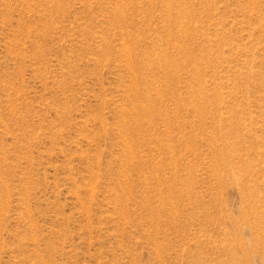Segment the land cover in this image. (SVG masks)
I'll list each match as a JSON object with an SVG mask.
<instances>
[{
    "label": "rangeland",
    "instance_id": "374dc122",
    "mask_svg": "<svg viewBox=\"0 0 264 264\" xmlns=\"http://www.w3.org/2000/svg\"><path fill=\"white\" fill-rule=\"evenodd\" d=\"M0 264H264V0H0Z\"/></svg>",
    "mask_w": 264,
    "mask_h": 264
}]
</instances>
